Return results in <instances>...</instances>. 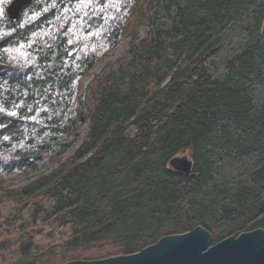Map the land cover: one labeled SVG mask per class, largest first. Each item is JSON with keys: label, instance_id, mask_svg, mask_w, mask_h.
<instances>
[{"label": "trees", "instance_id": "1", "mask_svg": "<svg viewBox=\"0 0 264 264\" xmlns=\"http://www.w3.org/2000/svg\"><path fill=\"white\" fill-rule=\"evenodd\" d=\"M6 7L0 264L264 229V0H31L14 24Z\"/></svg>", "mask_w": 264, "mask_h": 264}, {"label": "water", "instance_id": "2", "mask_svg": "<svg viewBox=\"0 0 264 264\" xmlns=\"http://www.w3.org/2000/svg\"><path fill=\"white\" fill-rule=\"evenodd\" d=\"M30 1L9 2L6 11L13 24L17 22L20 10ZM169 164L176 171L190 173L191 160L185 156L176 155ZM62 264H264V229L241 232L212 244L211 233L197 225L184 233L165 235L134 253Z\"/></svg>", "mask_w": 264, "mask_h": 264}, {"label": "rangeland", "instance_id": "3", "mask_svg": "<svg viewBox=\"0 0 264 264\" xmlns=\"http://www.w3.org/2000/svg\"><path fill=\"white\" fill-rule=\"evenodd\" d=\"M126 43H127V39L121 40V42L115 47V49H114V51H113V53H112V55H111V57L109 59H112V58L118 56L122 52V50L124 49ZM104 62H105V59L102 62H100L97 66H95L92 69V72L97 71L102 66V64ZM85 131L86 130H84V132ZM178 156L179 157L185 156L186 158L189 157L188 153H180V154H178Z\"/></svg>", "mask_w": 264, "mask_h": 264}, {"label": "snow or ice", "instance_id": "4", "mask_svg": "<svg viewBox=\"0 0 264 264\" xmlns=\"http://www.w3.org/2000/svg\"><path fill=\"white\" fill-rule=\"evenodd\" d=\"M10 2V0H0V14H6L5 13V7L7 6V4ZM2 38V37H0ZM3 111V108H0V112ZM9 115L14 116L15 113H9Z\"/></svg>", "mask_w": 264, "mask_h": 264}]
</instances>
